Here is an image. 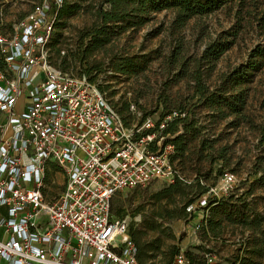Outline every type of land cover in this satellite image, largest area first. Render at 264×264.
<instances>
[{
	"label": "built area",
	"instance_id": "built-area-1",
	"mask_svg": "<svg viewBox=\"0 0 264 264\" xmlns=\"http://www.w3.org/2000/svg\"><path fill=\"white\" fill-rule=\"evenodd\" d=\"M62 4L42 0L10 34L0 31V263L139 264L129 219L116 218L112 202L174 182V146L163 130L187 113L126 126L97 84L53 66L49 45ZM52 167L65 185L47 200ZM236 182L223 173L187 211H203ZM205 260L219 263L215 254ZM171 264L190 261L181 253Z\"/></svg>",
	"mask_w": 264,
	"mask_h": 264
},
{
	"label": "rangeland",
	"instance_id": "rangeland-1",
	"mask_svg": "<svg viewBox=\"0 0 264 264\" xmlns=\"http://www.w3.org/2000/svg\"><path fill=\"white\" fill-rule=\"evenodd\" d=\"M41 2L0 0V31L10 34L19 21ZM102 2L85 1L83 8L67 19L58 42L55 32L49 45L51 64L79 76L88 71L110 105L116 111L123 110V116L133 124L145 115L159 120L173 110L187 111L188 119L202 131V138L214 141L218 151L226 150L227 161L218 159V153L205 158L197 152L199 141L196 140L192 143L193 153L185 165L175 162L181 177L191 181L201 176L206 184L216 186L221 173H234L237 182L231 193L248 204L246 216L253 224L244 226L225 222L219 235L206 236L199 229L205 218L204 211H193L184 219L169 217L175 214V205L167 204L165 200L157 202L154 198L156 193L168 187L160 181L118 193L113 200L115 212L121 207L123 215L128 216L129 222L137 229H141L142 223L149 219L163 224L174 236L165 238L168 247L175 246L181 252L188 250L199 256L211 252L217 255L219 264H243V260L249 261V264H264V254L261 257L252 254L256 244L264 238V187L255 182L264 176V62L247 85L246 119L240 122H234L233 117L215 118L210 109L198 106L199 98L194 96L191 78L170 83L179 70L169 64V57L179 42L185 45L188 57H197L209 43L220 39L224 33L237 32L233 46L216 63L207 81L213 88L222 75L248 64L252 51L259 47L264 49V0H237L208 16L192 19L180 31L174 30L175 16L172 11L156 13L149 23L122 33L105 48L83 60V47L89 49V40L82 43L81 37L100 24L95 12ZM128 57L147 61L145 71L138 74L116 71L118 61ZM126 106L128 109L124 111ZM64 185L62 174L51 173L45 190L47 200L57 197ZM182 206L183 203H177V207ZM161 211L167 214L162 219L155 216ZM148 234L149 238L157 236L153 232Z\"/></svg>",
	"mask_w": 264,
	"mask_h": 264
},
{
	"label": "trees",
	"instance_id": "trees-1",
	"mask_svg": "<svg viewBox=\"0 0 264 264\" xmlns=\"http://www.w3.org/2000/svg\"><path fill=\"white\" fill-rule=\"evenodd\" d=\"M85 1L87 0H63L62 6L57 10V21L50 44L53 41L55 32L56 36H58L56 42H58L61 36L59 33L61 34L67 19L77 14L83 8ZM235 1L237 0H103L95 12L100 24L83 33L81 37L82 43L89 40V49L83 47L81 59H88L95 51L105 48L115 37L120 36L122 33L131 29H138L149 23L152 20V16L156 13L172 11L175 16L173 22L174 30L180 31L192 19L208 16ZM238 1L241 2L242 0ZM105 6L108 8L106 9ZM262 21L264 22V12ZM236 36L237 32L224 33L220 39L209 43L203 53L197 57H188V53L184 48L185 45L179 42L169 57V64L177 66L179 70L175 79L170 83H176L183 78H191L194 96L199 98L198 106L210 109L215 118L226 119L233 117L234 122H240L246 119L245 108L249 96L247 85L254 73L262 67L264 49L259 47L252 51L248 64L236 68L229 74L222 75L213 88L207 84L213 74L216 63L231 49ZM147 63L143 58L138 60V58L128 57L118 61L116 71L122 74H138L145 71ZM82 75H86L91 82L97 84L95 78L88 71ZM126 109H128V106H126L124 111ZM175 111L187 113L185 110L177 109L163 115L162 118ZM117 112L126 126H131L134 123L123 116V110ZM148 117L150 116L145 115L138 123L141 124ZM181 129L183 130L182 134H180ZM201 134L202 131L197 129L196 123L188 119V113L185 118H176L170 121L163 130V135L168 137L166 143L174 146L172 163L176 170V177L173 183L156 193L154 198H156L157 202L165 200L167 204L175 205L176 208L173 210L175 214L172 212L174 215L169 216L170 218L184 219L190 216L191 213L187 209L205 195L209 187L213 186L206 184L201 176H197L191 181L184 180L176 167V161H179L181 166L185 165V161L193 153L192 143L196 140L199 141L197 152L204 155L205 158H211L215 153H218V159L227 161L226 150L221 149L218 151L214 147V141L205 140ZM55 170L57 169L52 167L48 171V175ZM255 182L264 187V176ZM178 202L183 203L181 208L177 207ZM122 210L120 207L115 212L112 202V213L116 218L124 219L128 217L123 215ZM248 210V204L245 201L241 202L240 198H236V195H232V193L221 198H210L207 206L203 209L205 218L199 229L206 236H217L222 232L225 222L231 225L250 226L253 223L246 216ZM155 216L162 219L167 214L161 211L156 213ZM129 228L130 236L138 250L137 260L139 264H171L174 258L181 253L186 256L190 264H206L205 256L213 254L205 252L202 256H199L188 250L181 252L175 246L168 247L165 238L171 239L174 236L168 228L156 220L149 219L144 221L141 229H137L130 222ZM149 232L156 233L157 236L149 238ZM252 254L259 257L263 256L264 238L260 243L256 244ZM243 264H249V261L243 260Z\"/></svg>",
	"mask_w": 264,
	"mask_h": 264
},
{
	"label": "crops",
	"instance_id": "crops-1",
	"mask_svg": "<svg viewBox=\"0 0 264 264\" xmlns=\"http://www.w3.org/2000/svg\"><path fill=\"white\" fill-rule=\"evenodd\" d=\"M54 174H61V172L55 170V171H54ZM0 264H7V263L1 262Z\"/></svg>",
	"mask_w": 264,
	"mask_h": 264
}]
</instances>
